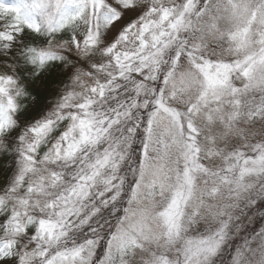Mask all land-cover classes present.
I'll use <instances>...</instances> for the list:
<instances>
[{"label": "snow or ice", "instance_id": "obj_1", "mask_svg": "<svg viewBox=\"0 0 264 264\" xmlns=\"http://www.w3.org/2000/svg\"><path fill=\"white\" fill-rule=\"evenodd\" d=\"M0 264H264V0H0Z\"/></svg>", "mask_w": 264, "mask_h": 264}]
</instances>
